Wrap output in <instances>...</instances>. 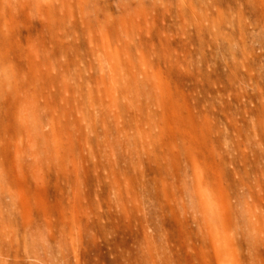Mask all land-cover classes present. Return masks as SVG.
Segmentation results:
<instances>
[{"label": "clouds", "instance_id": "clouds-1", "mask_svg": "<svg viewBox=\"0 0 264 264\" xmlns=\"http://www.w3.org/2000/svg\"><path fill=\"white\" fill-rule=\"evenodd\" d=\"M98 54L118 58L115 83ZM217 68L215 97L177 88L209 83ZM228 125L232 156L259 152L257 177L221 179ZM193 159L235 237L253 254L264 247V0H0L7 264H207ZM257 191L251 221L244 205ZM189 227L196 242L180 253L174 232Z\"/></svg>", "mask_w": 264, "mask_h": 264}, {"label": "rangeland", "instance_id": "rangeland-1", "mask_svg": "<svg viewBox=\"0 0 264 264\" xmlns=\"http://www.w3.org/2000/svg\"><path fill=\"white\" fill-rule=\"evenodd\" d=\"M227 4H222L221 7H226ZM108 9L111 12H115V8L112 7L111 4L108 5ZM26 35L23 31L21 32V42H23V38ZM155 40V38H153ZM113 63L119 64V60L115 55L108 56L105 60L103 55H97L95 66L97 70L103 75L105 72L108 73L110 79L115 83V74L113 72ZM209 83L196 84L190 82L189 78H182L177 82V88L183 92L187 90L188 92L195 91L196 89L200 90L201 97H215L216 90L211 86V82L214 81H222L223 73L217 68L209 78ZM187 100V97H185ZM223 97L220 98V103H223ZM198 103H203V99H201ZM28 113V112H27ZM26 113H24L25 115ZM26 116V115H25ZM28 116V115H27ZM147 118V110H142V120H146ZM231 126L228 125L225 131V142L223 145V152L220 155V163L222 165H230V167L226 168L221 179L223 180H231L236 175L246 174L249 177L255 178L258 176L261 171V158L258 151L245 155L243 158L239 155L232 156L229 153L230 145L227 142V134L230 132ZM54 143H59V141L55 138V133L53 132ZM24 141L20 138L17 139L16 147H21ZM219 150V149H218ZM16 151L12 152V156L16 158ZM23 158V155H22ZM193 175L196 181V189L199 193L201 200L204 202L206 207V220L209 225V232L207 236V242L209 243V247L212 249L211 253L205 257L207 260V264H216V261H222V264H250V262L255 259L256 264H259L261 259H264V247H257L253 251L249 249L248 242L244 238H236L234 233L230 229V225L224 219H221L220 214L217 211V205L215 201L210 197L209 191L206 186L201 184V176L202 170L195 159L192 161ZM149 171H153L149 169ZM259 187V185H257ZM56 193L54 190L49 189V196L55 197ZM251 207L246 202L244 205V211L248 216L249 220L254 221V214L260 211V192L257 191L255 196L250 198ZM174 230V226L170 225ZM195 229L187 228L184 233L174 232V243L177 246L180 253H184L186 248L183 247L184 241L186 238L193 239L195 243ZM202 242L203 237L201 238ZM96 254L101 258H105V248L103 246L98 247L96 250ZM8 257H0V264H7V261L10 258Z\"/></svg>", "mask_w": 264, "mask_h": 264}, {"label": "bare ground", "instance_id": "bare-ground-1", "mask_svg": "<svg viewBox=\"0 0 264 264\" xmlns=\"http://www.w3.org/2000/svg\"><path fill=\"white\" fill-rule=\"evenodd\" d=\"M103 58L106 60V59H107V56L103 55ZM108 60H109V56H108ZM25 113H26V114H25L26 116H27V115H30V113H27V112H25ZM18 147H19V146H18ZM16 153H17L16 156L19 157V158L22 160V159H23V158H22L23 152L21 151V152H16Z\"/></svg>", "mask_w": 264, "mask_h": 264}]
</instances>
